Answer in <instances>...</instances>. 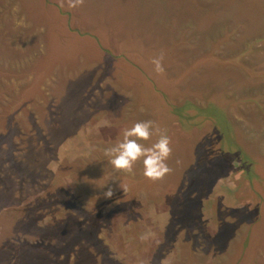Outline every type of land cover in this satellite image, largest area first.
Instances as JSON below:
<instances>
[{
  "label": "rangeland",
  "instance_id": "rangeland-1",
  "mask_svg": "<svg viewBox=\"0 0 264 264\" xmlns=\"http://www.w3.org/2000/svg\"><path fill=\"white\" fill-rule=\"evenodd\" d=\"M138 121L161 179L104 155ZM0 264H264V0H0Z\"/></svg>",
  "mask_w": 264,
  "mask_h": 264
},
{
  "label": "clouds",
  "instance_id": "clouds-1",
  "mask_svg": "<svg viewBox=\"0 0 264 264\" xmlns=\"http://www.w3.org/2000/svg\"><path fill=\"white\" fill-rule=\"evenodd\" d=\"M156 71H161L159 59L153 61ZM107 121L100 126H107ZM157 136L154 143L148 146L138 141H148L150 137ZM169 138L163 134L152 121H138L129 128L121 130L119 138L110 147L105 148L104 155L114 169L131 172L133 165L138 161L143 168V175L151 180L161 179L170 169L165 163L171 149ZM105 197L112 195L111 189L104 193ZM144 238V237H142Z\"/></svg>",
  "mask_w": 264,
  "mask_h": 264
},
{
  "label": "trees",
  "instance_id": "trees-1",
  "mask_svg": "<svg viewBox=\"0 0 264 264\" xmlns=\"http://www.w3.org/2000/svg\"><path fill=\"white\" fill-rule=\"evenodd\" d=\"M218 108V106L211 104L207 105L206 108H200L194 104L188 103L182 107L183 111L180 114V121L183 125L185 122L202 124L206 120L213 121L219 134V146L224 158L238 161L240 163V170L244 172V174L253 177L254 160L245 153L244 147L239 144L236 140V136L233 134L230 121L226 118L225 113L222 112L223 110L221 111ZM187 109L192 110V112L187 113ZM255 176H257L256 173ZM63 225L64 224H62V226Z\"/></svg>",
  "mask_w": 264,
  "mask_h": 264
}]
</instances>
